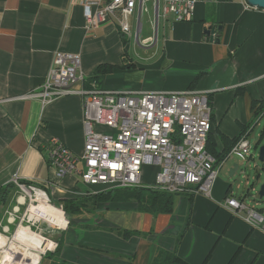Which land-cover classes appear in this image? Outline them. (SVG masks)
Instances as JSON below:
<instances>
[{"label":"crops","instance_id":"0c3cea01","mask_svg":"<svg viewBox=\"0 0 264 264\" xmlns=\"http://www.w3.org/2000/svg\"><path fill=\"white\" fill-rule=\"evenodd\" d=\"M84 1L0 0V189L17 177L43 189L54 205L79 203V212L65 213L68 226L55 234L60 250L47 254L55 259L150 264L160 249H175L187 264H264V231L223 205L228 197L253 198L252 190L250 196L248 190L236 196L217 178L212 197L190 190L176 193L171 213L153 214L134 203L96 204L93 196L106 188L82 179L81 96L47 102L33 96L57 51L79 54L86 79L100 65L113 67L86 87L211 91L212 135L222 151L221 135L232 140L245 131L249 140L264 119V110L256 116L264 104V9L246 0H205L197 3L191 21H176L164 14V0H137L127 20L130 32L124 34L118 15L88 32ZM207 27L216 28L219 43L209 40ZM54 138L79 159L77 170L64 177L57 176L49 160ZM153 173L146 170L144 185L153 182ZM48 207V220L63 221L54 206ZM47 255L41 264L50 263Z\"/></svg>","mask_w":264,"mask_h":264},{"label":"built area","instance_id":"2783aa9c","mask_svg":"<svg viewBox=\"0 0 264 264\" xmlns=\"http://www.w3.org/2000/svg\"><path fill=\"white\" fill-rule=\"evenodd\" d=\"M136 1L85 0L87 31L93 32L109 17L118 15L121 31L128 34L127 20L135 10ZM199 1L205 0H164V14L173 15L176 21H191ZM210 92L107 90L94 83L86 87L81 56L57 51L45 82L33 96L43 102L65 95L81 96L85 126L84 183L106 189L150 187L170 193L190 190L212 197L221 165L231 156L246 160L251 156L252 146L247 136H243L223 163L215 166L216 159L207 149L212 116ZM49 146V160L57 168L58 177L77 170L78 157L61 140L51 139ZM148 168L154 170V178L152 183L144 185ZM13 183L21 193L15 212L27 200L30 209L45 203L54 206L63 221L56 218L46 222L49 231L43 226L45 221L39 219V240L24 241L18 237L20 228H24L22 220L11 238L5 235L9 232L5 226L0 232L6 241L0 246V264H41L56 249L58 242L54 236L68 226V219L63 208L52 204L43 189L17 177ZM21 197L24 201L20 203ZM256 204L228 197L223 205L252 228L264 231V208ZM27 227L32 229L30 225ZM45 232H52L54 236L50 238Z\"/></svg>","mask_w":264,"mask_h":264},{"label":"trees","instance_id":"16d2710c","mask_svg":"<svg viewBox=\"0 0 264 264\" xmlns=\"http://www.w3.org/2000/svg\"><path fill=\"white\" fill-rule=\"evenodd\" d=\"M113 67L109 65H100L95 70L91 77L86 79V84L91 81H96L99 79L101 74L106 73V71L111 70ZM209 102L210 94H209ZM256 103H254L255 107ZM260 108L256 111V116L260 114L261 111L264 110V104L259 106ZM213 113L211 116V129L207 139V149L210 153H212L216 159L215 166H218L226 157V155L230 152L232 147L237 143V141L244 135L236 137L232 140H229L224 135L220 136L221 142L224 144V149L219 151L217 148V141L212 135L213 130ZM246 128V127H245ZM243 128V130H245ZM218 132V130H217ZM261 140L264 138V130L261 133ZM226 145V146H225ZM22 182L27 183L22 180ZM17 190L15 183H10L6 187L0 189V208L1 206L7 204L11 199L13 192ZM248 196L251 195L248 190L246 193ZM176 197V193H170L168 191L154 189L150 187H134V188H110L104 189L101 192L97 193V195L93 196V201L102 204H125V203H134L137 205V208L142 211H147L153 214L158 213H171L173 211L174 200ZM63 209L67 216L75 214L79 212L80 205L79 203H74L73 200L64 201ZM132 234L127 231L125 235ZM60 250L59 243L57 244L54 253ZM48 259H50L49 264H76L73 262H69L67 260H60L52 258L51 254L47 255ZM150 264H187L181 257H179L176 253V250H165L160 249L158 254L155 255Z\"/></svg>","mask_w":264,"mask_h":264},{"label":"rangeland","instance_id":"374dc122","mask_svg":"<svg viewBox=\"0 0 264 264\" xmlns=\"http://www.w3.org/2000/svg\"><path fill=\"white\" fill-rule=\"evenodd\" d=\"M264 130V119L257 125L254 132L249 136V141L251 143V155L246 160H241L239 158L233 157L227 160L221 167L218 173L219 180L224 181L229 184L236 196L243 195L248 189L252 190L253 198L248 199L251 203H258L264 206V197H259V190L261 185L264 183V161L260 160V149L264 144V138L261 140L260 133ZM234 163H239L238 170L230 175V170ZM21 193L17 190L13 192V195L7 204L1 206L0 208V232L4 231V227H9V232L5 233L6 236L12 237V235L17 230V227L22 220V226L24 228L30 224L28 217L30 214L29 201L27 200L24 205H20L19 211L15 212L14 209L18 206V197ZM37 203V202H36ZM49 213V212H48ZM46 215V221L50 222ZM15 219V220H14ZM38 225L33 226V232L37 234ZM43 226L48 228V223H44ZM22 228V227H21ZM20 228V229H21ZM46 233V232H45ZM50 238L54 236L52 232L50 234L46 233ZM54 239L57 238L54 236ZM58 242V241H57Z\"/></svg>","mask_w":264,"mask_h":264},{"label":"bare ground","instance_id":"6f19581e","mask_svg":"<svg viewBox=\"0 0 264 264\" xmlns=\"http://www.w3.org/2000/svg\"><path fill=\"white\" fill-rule=\"evenodd\" d=\"M24 201V198L21 197L20 198V203ZM48 204H40L39 206H34L31 207L30 209V217H29V222H30V226H36L39 223V219H41L42 221H46V215H47V211H48ZM18 237L21 240H29L34 238L35 240H39L38 236L36 233L33 232V230H29L28 227L26 228H22L20 229V231L18 232ZM6 241L5 238H3L2 235H0V246L5 245Z\"/></svg>","mask_w":264,"mask_h":264},{"label":"water","instance_id":"95a60500","mask_svg":"<svg viewBox=\"0 0 264 264\" xmlns=\"http://www.w3.org/2000/svg\"><path fill=\"white\" fill-rule=\"evenodd\" d=\"M246 2L252 8L264 9V0H246ZM221 29L222 27L218 28V30H221ZM205 32L208 35L209 40H211V42H216V43L220 42L219 38L215 39V32H216L215 27H207ZM260 160L264 161V144L262 145L260 149ZM238 168H239V163H234L232 169L230 170V175H233L238 170ZM258 194L260 198L264 197V183L261 185V188Z\"/></svg>","mask_w":264,"mask_h":264}]
</instances>
